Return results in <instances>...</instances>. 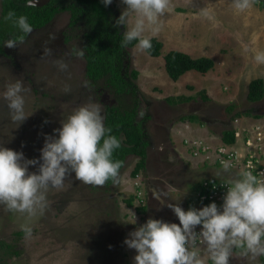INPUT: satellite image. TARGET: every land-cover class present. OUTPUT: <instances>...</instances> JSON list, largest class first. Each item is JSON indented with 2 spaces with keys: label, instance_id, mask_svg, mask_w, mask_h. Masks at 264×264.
<instances>
[{
  "label": "rangeland",
  "instance_id": "rangeland-1",
  "mask_svg": "<svg viewBox=\"0 0 264 264\" xmlns=\"http://www.w3.org/2000/svg\"><path fill=\"white\" fill-rule=\"evenodd\" d=\"M186 1L171 0V11L167 14L189 24H192V18L204 19L201 10L207 9L202 8L200 0ZM261 1L254 0L252 7L241 12L234 8L233 0H216L209 10L217 26H211L206 31L194 27L193 32L189 31L190 38L172 33L162 39L163 58V53L185 46L187 52L197 58L201 53H213L214 67L206 74L195 71L208 79V83L202 80L210 91L206 90L210 96L207 101L200 96L205 85L187 80V72L182 75L185 76L180 80L182 84L172 83V88L163 67L162 70H151V63L142 60L148 56L146 51L138 52L136 46L128 48V73L132 67L139 71L134 82L141 99L138 117L144 120L149 143L146 168L133 177L131 173L139 158L128 156L120 172V182L109 187L84 184L76 180L72 173L62 188L49 187L48 207L43 214L38 212L35 216H28L8 211L0 205V241L20 250L19 255H14L11 249L5 247L3 256L7 264H135L136 250L128 248L124 241L131 231L149 218L156 219L153 211L160 210L165 222L179 223L168 204H179L188 210L186 202L195 195L193 187H197L202 178L221 173L219 178L228 179L229 175L236 174L232 169L229 173H224L223 169L211 172V168L201 170L196 164L207 159L206 153L200 154L198 160L186 161L181 150L182 145H188V141L184 138L181 145L180 137L184 134L182 131L176 134L173 126L184 128L180 117L189 113L198 116L194 120L197 123L192 121V125L200 124V115L207 117L205 125L219 135L217 138L221 137L223 130L234 126L250 127L259 122V125H264L261 123L264 122V98L255 103L247 100L250 81L256 78L264 80V64L254 60L256 52H264V8L260 6ZM112 4L116 12L110 15L117 13L120 16L126 5L120 0H113ZM69 21V12H59L45 27L33 29L26 39L18 42L16 48H8L5 43L6 54H0V143L22 151L27 159L41 156L45 135H55L54 129L62 127V121L79 106L98 104L104 118L106 105L117 101V97L110 92H100L91 85L86 77L85 57L71 54L73 49L84 51L81 40L83 27L78 30L69 28ZM123 31H126V26ZM208 34L213 37L209 38ZM46 49H51L52 54L45 55ZM135 55L140 58L136 60L138 64L135 63ZM61 57L68 64L65 71H59L52 63ZM161 62L158 59L152 65L161 67ZM163 77L167 83L163 82ZM17 80L22 81L26 89L22 95L28 116L19 125L10 119L6 101L2 99L7 85ZM66 89L70 91L66 92ZM175 93L179 95L175 96ZM184 96H191L193 100L180 101ZM121 98L128 104L133 100L131 94ZM232 103L235 110L230 113L227 108ZM250 108L253 109L251 115L246 113ZM210 109L211 112L208 111ZM237 111L241 115L231 120ZM216 135L211 133V136ZM192 149L190 147L186 155H190ZM210 162L213 163L212 159ZM29 171H38V166H30ZM131 195H135L136 199L130 206L126 199ZM140 206H146V210L139 209ZM24 225L33 229L30 238L26 239L25 234H13L22 230ZM230 264L249 262L233 257ZM250 264H261L260 257L251 259Z\"/></svg>",
  "mask_w": 264,
  "mask_h": 264
},
{
  "label": "clouds",
  "instance_id": "clouds-1",
  "mask_svg": "<svg viewBox=\"0 0 264 264\" xmlns=\"http://www.w3.org/2000/svg\"><path fill=\"white\" fill-rule=\"evenodd\" d=\"M112 2L113 0H102L106 7ZM120 2L126 5L114 25L115 27L122 25V28L126 26L120 46L127 47L136 42V45L128 48L136 46L141 52L151 50L152 38L160 31V17L171 11V0H120ZM253 3L254 0H233L234 8L241 12L252 7ZM35 5L34 0H28L27 6ZM4 19L24 34L33 31L25 15L17 17L14 11H9ZM146 32H151V35L146 36ZM18 42H22V37L19 41L7 40L5 46L16 48ZM51 54V49L45 50V55ZM71 54L80 58L85 55L82 49H73ZM254 60L258 64H264V52H256ZM52 63L59 71L68 68L63 57L53 60ZM24 91L26 89L22 81L17 80L7 85L2 97L6 101L10 119L18 125L28 117L24 110L25 99L22 95ZM189 121L192 122L190 119L180 122L185 124ZM198 122L206 124L207 121L199 119ZM259 124L260 122L253 123L250 127L234 126L235 142L232 144L219 140L215 145H210L203 140L191 141L186 137H180L181 145L184 138L188 141V145H182V157L186 161L198 160L200 154L206 153L207 159L196 164L201 170L204 171L205 165L208 164L210 172L223 169L224 173H229L228 163L212 167L218 159L217 148L225 145L238 155L250 154L256 150L264 161V125ZM173 131L177 134L182 129L174 125ZM54 133L55 135H45V143L39 158L27 159L22 151L13 150L0 143V205L8 211L28 216H35L38 212L43 214L48 207L49 187L62 188L72 173L75 174L76 180L94 187H102L109 181L114 184L120 182L123 161L114 159L113 155L121 147V140L111 134V128L105 126L98 104L88 103L79 106L62 121V127L54 129ZM248 138L252 139L251 144L246 143ZM190 147L193 149L190 155H186ZM30 166H38V171L30 172ZM220 175L221 173H217V176L209 175L202 178L199 183L204 187L205 181L218 178ZM221 185L227 189L221 206L212 202L203 207L200 194L205 192L202 187L197 186L194 192L196 198L193 196L186 202L188 210L179 204H168L178 217L179 223L165 222L163 217L149 218L143 225L131 231L124 243L128 248L136 250L135 264H208V261H211V264H230V258L233 257L246 259L250 257L255 260L264 256V172L254 174L251 170L241 171L234 176L229 175ZM22 231L26 239L32 236L33 229L30 226H22Z\"/></svg>",
  "mask_w": 264,
  "mask_h": 264
},
{
  "label": "trees",
  "instance_id": "trees-1",
  "mask_svg": "<svg viewBox=\"0 0 264 264\" xmlns=\"http://www.w3.org/2000/svg\"><path fill=\"white\" fill-rule=\"evenodd\" d=\"M28 0H1L0 11V54H6L4 45L9 39H26L28 34L22 33L18 28L14 27L11 22H6L4 17L9 11H14L16 16L25 15L33 29H41L49 24L59 12L69 11L70 21L69 27L74 28L78 25V30L83 27L81 40L84 47V57L86 59V76L88 79L103 80L105 86L111 89L118 97L119 101L105 107L104 124L107 128L112 129V135L117 136L121 140V147L114 152L113 158L123 161L124 168L127 156L134 154L139 157L132 171V176L136 177L146 168L147 161V134L141 122L137 120L139 108L138 87L133 81L139 76V71L132 68L130 74L123 73L126 65L125 60L128 58V47L136 45V42L121 47L123 38L122 25L115 27L116 19L119 15L111 16L110 13L115 11L114 4L105 6L102 0H50L46 5L30 7ZM260 6L264 8V0L260 2ZM116 12V11H115ZM76 36H78L76 34ZM153 47L147 51L151 56H160L164 46L163 41L152 38ZM214 60L210 57L194 58L188 53L171 50L165 55L166 71L171 79L177 81L184 73L190 70H197L207 73L214 67ZM129 70V67L126 68ZM131 92L133 94L134 103L126 106L122 100L124 93ZM202 92V93H201ZM201 97L205 101L210 99L206 90H201ZM195 98V97H194ZM264 98V80L256 78L250 81L248 85L247 100L249 102H257ZM171 99V98H168ZM193 97H181L180 101H189ZM196 99V98H195ZM235 104L228 106L227 111L232 113L235 110ZM253 109H249L246 113L251 115ZM240 111L235 112L232 119L239 117ZM259 117V114H252ZM196 114H189L180 117L181 120H195ZM222 140L225 143L232 144L235 142L234 128L225 129L222 132ZM222 166L219 159L216 160L212 167ZM208 164L205 168H208ZM219 178V177H218ZM112 184L111 181L106 183ZM197 186V185H196ZM199 187H204L201 183ZM194 192L197 190L193 187ZM205 190V189H204ZM136 196L131 195L126 202L133 205ZM139 197V196H138ZM192 207V206H191ZM139 209L146 210V206H140ZM24 232L22 230L14 231V235L19 236ZM5 247L11 245L3 240L0 241V264H7L4 255ZM261 263L264 264V256L260 257Z\"/></svg>",
  "mask_w": 264,
  "mask_h": 264
},
{
  "label": "crops",
  "instance_id": "crops-1",
  "mask_svg": "<svg viewBox=\"0 0 264 264\" xmlns=\"http://www.w3.org/2000/svg\"><path fill=\"white\" fill-rule=\"evenodd\" d=\"M190 1L191 0H189V1L187 0L186 3H189ZM199 2L202 3V8L207 9L206 11L205 10H201L202 11L201 15L204 16V19L199 20L197 18H192L193 19L192 20V24H189V23L186 22V20L180 19V21H178V20H175V16H172L170 14H166V15L160 17V25H161V27H160V31L158 32L157 35H155V37H158L159 39L161 37V40H162L163 38L168 37V35L174 33L178 37L179 36L181 37V36L184 35V36L190 38L191 36H190L189 31L191 32L193 30L192 28H194V27H196L197 29L200 28L201 30L206 31L205 29H208L211 26L212 27L217 26L216 25V21H215L214 18H212V13L209 10L210 7L215 5L216 0H200ZM181 24H182V26H181ZM150 35H151V32H146V36H150ZM208 35H209V38L213 37L210 34H208ZM174 50H177V49H174ZM136 51L141 52L138 49H136ZM179 51L188 53L189 55L194 57L192 54L187 52L188 48H186V46L183 49H180ZM163 54L165 56V53H163ZM200 55L202 57H210V58H212L214 60V63H216L213 53H211V52L210 53H208V52L206 53L205 52V53H201ZM201 56H198V57H201ZM194 58H197V57H194ZM137 59H140V58L137 55H135V63L136 64H138L136 62ZM158 59H160L162 61L161 62L162 65H161V67H157L155 65V67H156L155 68L152 65V63H154V61H156V60L158 61ZM142 60L144 62H150L151 63V70H162V67H163L164 70H166L165 58L162 57V54L159 57H152V56H150L148 54V56H146ZM134 69L138 70V68H134ZM195 71H197V70L193 69V70L187 71V74H185V76L187 77V80H194L195 82H200V85H205V86H202V87H204V90H207L208 93H209L210 92L209 91V87L206 84L202 83L203 79H205L206 83H208V79L206 77L204 78L203 76L197 74V72H195ZM152 73H153V75H155L154 72H152ZM200 73H202V72H200ZM166 74L168 76V73H166ZM203 74H206V73H203ZM162 75L164 76L165 74H162ZM185 76H182L177 81L172 80L168 76V79H170L169 83H171L169 85L172 86V88H174V85L172 83H178V84L181 85L182 83L180 82V80L184 79ZM163 82H166L164 77H163ZM212 86H214V85H212ZM212 89H214V88L212 87ZM174 95L177 96L179 94L175 93ZM198 123H200V124L192 125V123L190 121L185 123L184 128L181 127L182 132L184 134V137L188 138L191 141H194L196 139L203 140L205 143L210 144V145H215L216 143L219 142V140H222L221 138H217L218 135H216V133L212 129H209V127L207 125H205L203 122L202 123L198 122ZM211 133L215 134L216 136H211ZM192 135H195V136H192ZM245 261L249 262V264H250L251 258L248 259V260L246 258H244V262ZM208 264H211V261H208Z\"/></svg>",
  "mask_w": 264,
  "mask_h": 264
},
{
  "label": "built area",
  "instance_id": "built-area-1",
  "mask_svg": "<svg viewBox=\"0 0 264 264\" xmlns=\"http://www.w3.org/2000/svg\"><path fill=\"white\" fill-rule=\"evenodd\" d=\"M239 134L238 132L237 135ZM246 143L251 144L252 139L248 138ZM257 145L259 144L257 143ZM216 154L221 164L228 163L230 169L234 170L236 173L246 170H251L254 174L264 172V161L260 153L258 154L256 150L252 151L250 154L238 155L237 152L233 151L230 147L221 145L217 148ZM225 180H227V178H211L204 182L205 193L200 194V202L203 204V207L212 202H216L218 206L223 204V197L227 189L225 186H222L221 183ZM206 202L209 203L205 204Z\"/></svg>",
  "mask_w": 264,
  "mask_h": 264
},
{
  "label": "flooded vegetation",
  "instance_id": "flooded-vegetation-1",
  "mask_svg": "<svg viewBox=\"0 0 264 264\" xmlns=\"http://www.w3.org/2000/svg\"><path fill=\"white\" fill-rule=\"evenodd\" d=\"M64 12H69V11H64ZM70 13V12H69ZM78 27V25L76 26V27H74V29L75 28H77ZM70 28V27H69ZM86 60V59H85ZM129 61H130V58H128V61H126V64H127V66H124V70H123V73H125V74H127L128 73V70H126V68L128 67V63H129ZM131 73V71L128 73V74H130ZM87 77V76H86ZM138 79V78H137ZM89 80V82L91 83V85H93V87H95L97 90H99L100 92H102V91H108V92H110L111 94H113L114 96H116L117 97V95L111 90V89H109V88H107L106 86H105V83H104V81L103 80H101V79H99V80H93L92 81V79H88ZM136 80V79H135ZM134 81V80H133ZM137 85V84H136ZM138 87V86H137ZM129 94H131L132 96H133V94L131 93V92H128V93H124L123 94V98H124V96H126V95H129ZM139 98V108L141 107V99H140V96L138 97ZM123 100V99H122ZM119 101V99H118V97H117V101L116 102H118ZM116 102H111L110 104H108V105H111V104H113V103H116ZM134 103V100H132V102L130 103V104H128V103H126L125 102V104H126V106H130L131 104H133ZM107 106V105H106ZM141 110V109H140ZM209 112H211V109L210 110H208ZM214 113H217V112H215L214 111ZM199 118L201 119V120H203V121H207V117H205V116H203V115H200L199 116ZM137 120H138V122L140 121L141 122V127H143V128H145V126H144V120H142V119H140L139 117H137ZM147 138V137H146ZM183 165H185V164H183ZM183 167V166H182ZM113 184V183H112ZM112 184H110V185H107V184H105L104 186L105 187H109V186H111ZM153 213L156 215V219H162V216H161V213H160V211L158 210V211H153ZM153 217V216H152ZM22 235H24V233L22 234ZM22 235H19V236H22ZM9 249H11V251H12V253L14 254V255H19L20 254V250H18L17 248H13L12 246L11 247H8Z\"/></svg>",
  "mask_w": 264,
  "mask_h": 264
},
{
  "label": "water",
  "instance_id": "water-1",
  "mask_svg": "<svg viewBox=\"0 0 264 264\" xmlns=\"http://www.w3.org/2000/svg\"><path fill=\"white\" fill-rule=\"evenodd\" d=\"M50 0H34V3H36V6H43L46 5ZM155 117V116H154ZM148 158V157H147ZM127 160V159H126ZM125 160V164H126ZM147 164V161H146ZM125 166V165H124ZM154 170V169H153Z\"/></svg>",
  "mask_w": 264,
  "mask_h": 264
}]
</instances>
